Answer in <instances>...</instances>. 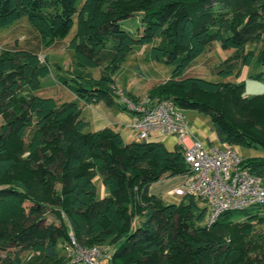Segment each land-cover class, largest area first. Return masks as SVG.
<instances>
[{"label": "trees", "instance_id": "obj_1", "mask_svg": "<svg viewBox=\"0 0 264 264\" xmlns=\"http://www.w3.org/2000/svg\"><path fill=\"white\" fill-rule=\"evenodd\" d=\"M25 14L46 47L76 28L69 47L79 80L63 82L81 101L136 100L115 75L134 47H150L152 59L175 66L149 90L153 102L169 98L209 114L226 145L264 148V94L246 96L244 81L228 80L244 66L264 68V0H0V26ZM132 14L141 16L137 35L122 27ZM215 41L234 52L218 67L224 79L187 76ZM91 68L101 76L81 72ZM50 72L36 49L0 52V264H61L71 235L82 246L110 247L106 264H264V215L228 211L207 226L201 200L151 194L154 182L191 171L185 147L89 130L79 101L37 94ZM244 165L264 182V155ZM98 172L108 190L100 199Z\"/></svg>", "mask_w": 264, "mask_h": 264}, {"label": "rangeland", "instance_id": "obj_2", "mask_svg": "<svg viewBox=\"0 0 264 264\" xmlns=\"http://www.w3.org/2000/svg\"><path fill=\"white\" fill-rule=\"evenodd\" d=\"M122 27L131 33L137 35L142 29L141 16L137 14L130 15L127 19L122 21ZM75 27L71 33L65 38L56 43V45L46 47L42 45L39 35L34 32L28 15H23V17L10 26H0V52L5 48H32L39 51L40 56L43 58L46 56L50 65L51 72L46 77L42 78V87L37 92L38 95L44 97H54L59 103L65 101L77 100L79 101L81 107L87 110V107L84 105L83 101L77 98L75 92L70 88L68 84H74V79L79 80L77 77V69L74 64V51L69 47V42L72 36L75 33ZM252 47L248 44L247 47ZM145 48V47H144ZM147 49V50H146ZM149 49L147 47L143 49L141 46H136L134 49L129 52L126 56L125 61L122 63L120 70L115 75L116 83L119 87L127 88L128 91L133 94L143 97L148 94L149 90L152 89L156 84L162 83L165 80L169 79L174 69L173 64H168L156 59H152L149 56ZM146 50V51H144ZM232 49H223L218 42H213L212 46L207 49L201 56H199L193 65H191L187 72V76H198L213 81H221L224 78L219 73L218 67L221 66L223 61L233 54ZM264 68L258 64L251 66H244L241 69L240 76L237 77L236 74L230 76L228 80L232 81H244L245 88L244 94L246 96H252L256 94H264V76L262 78L254 77L253 74H256L263 70ZM81 72L87 73L89 76L99 78L101 76L100 68H91L84 69ZM67 80L68 84L63 82ZM184 113L191 121L198 123L199 116L202 121L207 125H211V119L209 114L193 110L186 109ZM128 129V128H127ZM124 130V137L126 141L135 139V136L128 129ZM131 133V134H130ZM127 134V135H126ZM129 135V136H128ZM136 135V134H135ZM137 136V135H136ZM162 138L160 132H152L149 140L154 141L153 139ZM177 137V136H176ZM177 142L179 139L177 137ZM178 144V143H177ZM222 146L224 144L217 143ZM240 151L244 157L251 156H263L264 148L255 147V146H239ZM104 174L98 172L94 181L97 185V194L98 199L103 198L108 194V190L103 183ZM173 180L186 179V175H177L173 176ZM185 181V180H184ZM183 181V182H184ZM171 194V193H170ZM169 195V194H167ZM169 199H164L167 203H173L177 198L173 195H169ZM204 205V203H201ZM250 213H259L264 215V204L259 206H253L246 209ZM245 210V211H246ZM236 216L241 214V211H234ZM209 212L207 211L205 219L208 217ZM48 222L57 220L56 217L48 213ZM244 219V218H240ZM205 223V220H204ZM140 224V220L136 221V225ZM264 231V223L259 226ZM72 235L70 236V238ZM76 240L75 236H73ZM86 247V246H85ZM92 247V246H90ZM104 247V246H103ZM105 258L100 259L99 262H110V247L105 246ZM70 257L64 260L61 264H64L66 261H69ZM75 264H88L84 261L77 262ZM98 264V263H97ZM102 264V263H101Z\"/></svg>", "mask_w": 264, "mask_h": 264}, {"label": "built area", "instance_id": "obj_3", "mask_svg": "<svg viewBox=\"0 0 264 264\" xmlns=\"http://www.w3.org/2000/svg\"><path fill=\"white\" fill-rule=\"evenodd\" d=\"M127 109L135 113L132 130L139 139H148L154 131L176 135L185 147L186 161L191 171L183 185L172 193L177 199L193 196L201 200L209 212L205 224L211 226L223 213L241 211L264 204V182L244 165L245 157L237 145L224 147L209 145L194 135L184 110L172 99L152 101L144 96L140 102L128 95H122ZM190 139V143L187 140ZM72 245L67 247L69 261L75 264L84 261L97 264L105 258L103 246L85 247L71 237Z\"/></svg>", "mask_w": 264, "mask_h": 264}, {"label": "crops", "instance_id": "obj_4", "mask_svg": "<svg viewBox=\"0 0 264 264\" xmlns=\"http://www.w3.org/2000/svg\"><path fill=\"white\" fill-rule=\"evenodd\" d=\"M142 47L143 49H145L144 46ZM119 89L123 90L127 88L119 87ZM132 96L136 98L137 102H140V100L144 97V96L139 97L133 93H132ZM83 103L87 107V110L81 107L82 116L89 122V126H88L89 130L97 131V130H102L105 128H112L115 131H120L123 134H125L124 130L128 128L132 132V134L135 136V139L129 140L128 142L133 141V140H139V138L135 135L136 133L131 128V123L135 117V113L126 108V106L122 102V96L120 97L117 96V100L113 104H108L105 100H100L97 103H85V102ZM197 118H198V123H195L194 121H191L190 123L193 129L194 135L203 139L209 145L220 146L217 143H222V141L217 131H215L212 128V126L205 124V122L202 121V119L199 116H197ZM154 132H160V134H162L163 137L162 138L159 137L160 139H157V140L153 139V140L163 142L168 149L173 150L175 146L177 145L178 142H177L176 135L165 134L159 130L154 131ZM187 142L190 143V139H188ZM224 146H226V144L222 145V147ZM173 179L174 178L170 177V178H165L157 182H154L150 186L149 192L151 194L159 195L163 199H169L170 198L169 195H171L172 192L177 187L183 185L185 182L184 180H186L182 178L178 180H173Z\"/></svg>", "mask_w": 264, "mask_h": 264}]
</instances>
